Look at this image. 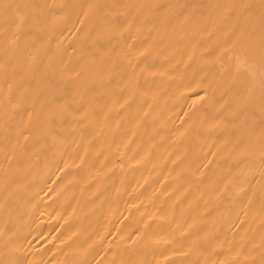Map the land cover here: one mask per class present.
Wrapping results in <instances>:
<instances>
[{
  "label": "bare ground",
  "instance_id": "6f19581e",
  "mask_svg": "<svg viewBox=\"0 0 264 264\" xmlns=\"http://www.w3.org/2000/svg\"><path fill=\"white\" fill-rule=\"evenodd\" d=\"M0 264H264V0H0Z\"/></svg>",
  "mask_w": 264,
  "mask_h": 264
}]
</instances>
